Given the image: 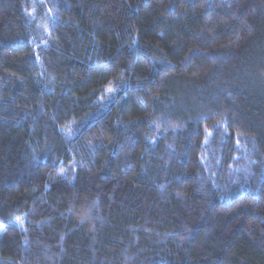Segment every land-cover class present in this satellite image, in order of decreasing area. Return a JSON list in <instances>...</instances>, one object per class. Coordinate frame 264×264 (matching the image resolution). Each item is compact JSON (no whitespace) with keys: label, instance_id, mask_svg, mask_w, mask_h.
Returning <instances> with one entry per match:
<instances>
[{"label":"trees","instance_id":"16d2710c","mask_svg":"<svg viewBox=\"0 0 264 264\" xmlns=\"http://www.w3.org/2000/svg\"><path fill=\"white\" fill-rule=\"evenodd\" d=\"M0 264H264V0H0Z\"/></svg>","mask_w":264,"mask_h":264},{"label":"rangeland","instance_id":"374dc122","mask_svg":"<svg viewBox=\"0 0 264 264\" xmlns=\"http://www.w3.org/2000/svg\"><path fill=\"white\" fill-rule=\"evenodd\" d=\"M39 3H42L43 0H37Z\"/></svg>","mask_w":264,"mask_h":264}]
</instances>
